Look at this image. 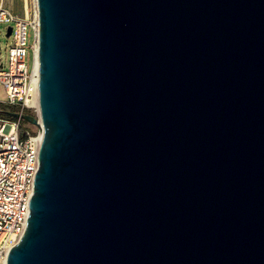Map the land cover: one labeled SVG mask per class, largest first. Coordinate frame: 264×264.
I'll list each match as a JSON object with an SVG mask.
<instances>
[{
    "label": "water",
    "instance_id": "1",
    "mask_svg": "<svg viewBox=\"0 0 264 264\" xmlns=\"http://www.w3.org/2000/svg\"><path fill=\"white\" fill-rule=\"evenodd\" d=\"M35 4L43 135L6 264H264V0Z\"/></svg>",
    "mask_w": 264,
    "mask_h": 264
},
{
    "label": "built area",
    "instance_id": "2",
    "mask_svg": "<svg viewBox=\"0 0 264 264\" xmlns=\"http://www.w3.org/2000/svg\"><path fill=\"white\" fill-rule=\"evenodd\" d=\"M35 10V17L27 20L0 3V25L5 27V35L11 27L6 57L4 61L0 59V84L5 102L17 107L18 114L30 110L37 120L36 124L23 127L19 117L0 118V264H6L9 249L24 231L43 135L36 66V5ZM29 28L33 31L31 43H28Z\"/></svg>",
    "mask_w": 264,
    "mask_h": 264
},
{
    "label": "rangeland",
    "instance_id": "3",
    "mask_svg": "<svg viewBox=\"0 0 264 264\" xmlns=\"http://www.w3.org/2000/svg\"><path fill=\"white\" fill-rule=\"evenodd\" d=\"M0 3H2L4 6H6L8 9L11 10L15 15L21 18H25L27 20H32L35 17V0H0ZM24 3L27 5V10H28V16L25 17L23 5ZM10 37H7L5 35V27L3 25H0V59L4 61L6 57V50L7 47L10 44ZM33 41V31L31 28H29V37H28V43H31ZM30 54V50H29ZM16 110L17 107H13L8 105L5 102V94L4 90L0 84V110ZM28 114H31L30 110L25 111ZM0 118H6L3 117L0 114ZM9 119V118H7ZM30 126V125H29ZM28 127V126H27Z\"/></svg>",
    "mask_w": 264,
    "mask_h": 264
},
{
    "label": "flooded vegetation",
    "instance_id": "4",
    "mask_svg": "<svg viewBox=\"0 0 264 264\" xmlns=\"http://www.w3.org/2000/svg\"><path fill=\"white\" fill-rule=\"evenodd\" d=\"M5 112L9 113V116L13 117L12 114L16 113L14 110H6ZM22 114H28L26 112H23ZM20 124L23 126H29L31 123H29L27 120L20 118Z\"/></svg>",
    "mask_w": 264,
    "mask_h": 264
},
{
    "label": "trees",
    "instance_id": "5",
    "mask_svg": "<svg viewBox=\"0 0 264 264\" xmlns=\"http://www.w3.org/2000/svg\"><path fill=\"white\" fill-rule=\"evenodd\" d=\"M6 110L4 109H2V110H0V114L3 116V117H6V118H13V117H11V116H9V113L8 112H5ZM15 112H17L18 110L16 109V110H14ZM29 115H33L32 113L31 114H29ZM23 126V125H22ZM23 127H27V126H23ZM29 127V126H28Z\"/></svg>",
    "mask_w": 264,
    "mask_h": 264
},
{
    "label": "bare ground",
    "instance_id": "6",
    "mask_svg": "<svg viewBox=\"0 0 264 264\" xmlns=\"http://www.w3.org/2000/svg\"><path fill=\"white\" fill-rule=\"evenodd\" d=\"M23 11H24V15H25V17H27L28 16V10H27V5L24 3V5H23ZM35 13H36V10H35ZM36 48V47H35ZM36 66H37V62H36Z\"/></svg>",
    "mask_w": 264,
    "mask_h": 264
}]
</instances>
